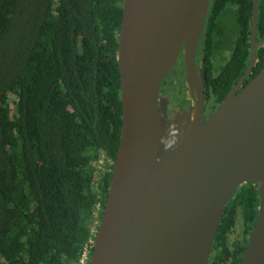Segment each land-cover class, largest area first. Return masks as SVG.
<instances>
[{
  "label": "trees",
  "instance_id": "1",
  "mask_svg": "<svg viewBox=\"0 0 264 264\" xmlns=\"http://www.w3.org/2000/svg\"><path fill=\"white\" fill-rule=\"evenodd\" d=\"M122 6L0 0V264L89 262L122 127ZM251 9L252 0L209 3L196 53L212 110L247 69ZM256 59L247 82L264 66V0ZM183 71L180 54L161 85L173 104L183 103ZM258 201L251 182L235 190L208 264L240 263Z\"/></svg>",
  "mask_w": 264,
  "mask_h": 264
},
{
  "label": "water",
  "instance_id": "2",
  "mask_svg": "<svg viewBox=\"0 0 264 264\" xmlns=\"http://www.w3.org/2000/svg\"><path fill=\"white\" fill-rule=\"evenodd\" d=\"M210 1L123 0L122 127L88 264H208L226 206L247 182L258 212L239 264H264V66L236 92L256 63L258 0L247 69L205 119L195 56ZM180 53L194 105L170 119L160 90Z\"/></svg>",
  "mask_w": 264,
  "mask_h": 264
},
{
  "label": "flooded vegetation",
  "instance_id": "3",
  "mask_svg": "<svg viewBox=\"0 0 264 264\" xmlns=\"http://www.w3.org/2000/svg\"><path fill=\"white\" fill-rule=\"evenodd\" d=\"M200 39V38H199ZM199 41V40H198ZM197 46H198V43H197ZM249 48H250V38H249ZM197 49V47H196ZM255 50H256V46H255ZM197 51V50H196ZM181 54V53H180ZM250 57V55H249ZM179 59V58H178ZM257 61V59H256ZM195 62L196 64L198 65V67L202 68L204 70V100H205V106H204V116L205 118L209 117L210 114L215 110H212L211 106L208 105V99L207 97L205 96V68H204V65L200 62V59H199V56H197V53H196V56H195ZM256 64V63H255ZM176 66H177V62H176V65H175V69L174 71H171L172 73H176ZM253 71V69H252ZM199 74V72H198ZM252 74V72L242 81L241 85L237 88L236 92H239L244 86H245V83L247 82L246 80L249 78V76ZM183 87H184V99H183V103L182 104H173L171 103V95L169 93H165L163 92V89H162V86H161V90H160V93L162 96H167L168 97V102H167V116L168 118L170 119H173L177 114H179L180 112H183L184 110H187L190 106L194 105V100H193V97L191 96L190 94V91H189V88L187 87L186 85V82H185V77H184V71H183ZM243 77V76H242ZM241 77V78H242ZM240 81V80H239ZM239 81L230 89V91L228 92V94L236 87V85L239 83ZM248 83V82H247ZM246 83V84H247ZM227 94V95H228ZM226 95V96H227ZM225 96V97H226ZM220 104V103H219ZM218 104V105H219ZM236 231V232H235ZM239 231V228H235L232 230V233L233 235L237 234V232ZM248 240H249V237H248ZM248 242V241H247ZM247 244V243H246ZM245 250V249H244ZM211 253V252H210ZM210 257V256H209Z\"/></svg>",
  "mask_w": 264,
  "mask_h": 264
},
{
  "label": "rangeland",
  "instance_id": "4",
  "mask_svg": "<svg viewBox=\"0 0 264 264\" xmlns=\"http://www.w3.org/2000/svg\"><path fill=\"white\" fill-rule=\"evenodd\" d=\"M170 93H171L170 95L173 97V92H172V91H170ZM85 257H86V254H85ZM85 261H86V260H85Z\"/></svg>",
  "mask_w": 264,
  "mask_h": 264
}]
</instances>
